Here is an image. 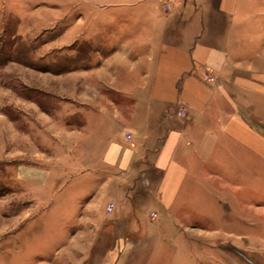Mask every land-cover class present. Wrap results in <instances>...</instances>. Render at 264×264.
I'll return each instance as SVG.
<instances>
[{"label":"rangeland","instance_id":"obj_1","mask_svg":"<svg viewBox=\"0 0 264 264\" xmlns=\"http://www.w3.org/2000/svg\"><path fill=\"white\" fill-rule=\"evenodd\" d=\"M91 1L0 0V47L11 53L0 65V264H74L89 254L111 261L122 255V264H264V160L258 156L249 167L241 158L228 176L207 177L176 200L164 197L162 181L142 183L143 171L128 184L135 189L131 199L100 197L106 178L119 186L126 160H110L107 151L132 105L122 100L124 89L104 86L111 84L110 57L95 54L88 40L95 29ZM163 1L172 10L175 0ZM216 75L210 70L207 80L215 84ZM257 88L264 91L263 80ZM254 90L257 102L245 111L264 143V93ZM185 114V108L178 112ZM114 117L119 128L112 130ZM132 207H145L143 218L129 214ZM94 208L104 209L109 222L98 227L104 247L88 252L93 216L79 214ZM122 220L135 228L115 231L111 225ZM93 259L87 264H97Z\"/></svg>","mask_w":264,"mask_h":264},{"label":"crops","instance_id":"obj_2","mask_svg":"<svg viewBox=\"0 0 264 264\" xmlns=\"http://www.w3.org/2000/svg\"><path fill=\"white\" fill-rule=\"evenodd\" d=\"M99 1H91L95 29L88 40L97 46L95 54L110 57L106 78L111 84L104 86L124 89L122 100L132 105L127 110L131 116L120 125L124 130L107 151L110 160H126L119 186L113 176L106 178L100 197L131 199L129 185L143 171L142 183L162 181L164 197L176 200L203 187L207 177L228 176L226 169L235 171L241 158L245 167L256 156L264 160V143L248 125L245 111L258 99L252 88L264 93L257 90L258 80L264 81V0H175L168 12L163 0ZM210 70L217 74L215 84L207 80ZM183 108L186 114L179 116ZM115 120L112 130L119 128ZM127 131L133 135L130 143L123 139ZM208 168L222 171L208 175ZM156 174L164 179L155 181ZM155 190L153 186L149 196ZM141 209L129 208V214L143 218L146 209ZM103 212L94 208L79 214L93 216L88 252L104 247L97 233L101 222H109ZM111 226L121 228L119 233L135 228L124 220ZM82 227L76 224L80 232ZM92 257L97 264L124 260L122 255L111 261L108 255L89 254L73 263L87 264Z\"/></svg>","mask_w":264,"mask_h":264},{"label":"trees","instance_id":"obj_3","mask_svg":"<svg viewBox=\"0 0 264 264\" xmlns=\"http://www.w3.org/2000/svg\"><path fill=\"white\" fill-rule=\"evenodd\" d=\"M0 42H3L2 38H0ZM10 55H11V53L10 52H8V53L4 52L3 47L1 46L0 47V65H3L5 63V60L9 59Z\"/></svg>","mask_w":264,"mask_h":264},{"label":"built area","instance_id":"obj_4","mask_svg":"<svg viewBox=\"0 0 264 264\" xmlns=\"http://www.w3.org/2000/svg\"><path fill=\"white\" fill-rule=\"evenodd\" d=\"M210 80H213V77H210Z\"/></svg>","mask_w":264,"mask_h":264}]
</instances>
